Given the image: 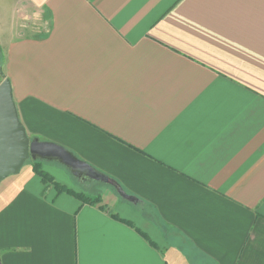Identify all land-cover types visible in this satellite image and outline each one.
<instances>
[{
	"label": "crops",
	"instance_id": "crops-1",
	"mask_svg": "<svg viewBox=\"0 0 264 264\" xmlns=\"http://www.w3.org/2000/svg\"><path fill=\"white\" fill-rule=\"evenodd\" d=\"M0 35L30 138L138 198L31 159L0 264H264V0H0Z\"/></svg>",
	"mask_w": 264,
	"mask_h": 264
},
{
	"label": "water",
	"instance_id": "water-1",
	"mask_svg": "<svg viewBox=\"0 0 264 264\" xmlns=\"http://www.w3.org/2000/svg\"><path fill=\"white\" fill-rule=\"evenodd\" d=\"M31 159L58 161L69 168L73 175L108 184L123 199L138 202V198L128 194L115 179L80 160L63 146L30 138L19 116L11 80L5 76L0 82V182L18 174Z\"/></svg>",
	"mask_w": 264,
	"mask_h": 264
},
{
	"label": "rangeland",
	"instance_id": "rangeland-1",
	"mask_svg": "<svg viewBox=\"0 0 264 264\" xmlns=\"http://www.w3.org/2000/svg\"><path fill=\"white\" fill-rule=\"evenodd\" d=\"M4 37H5L4 35H0V38L2 39V41L4 40ZM0 48H1V51H0V77H1V74L4 71V52H2V47H0ZM43 162H44L43 163L44 167L50 173H53V174H57L58 169H56V168H64V166L58 161H43ZM29 164H30V161H27L25 166H27ZM85 181H86V179H85ZM87 182H88V184L86 183V185H83L78 180L73 178L70 181V183H71L70 186L74 185L76 188H79V189L81 188L84 192H87V193L92 192L93 194L97 193V190H99L98 188H104L107 186L105 183H102L99 181H94V180H91L88 178H87Z\"/></svg>",
	"mask_w": 264,
	"mask_h": 264
},
{
	"label": "trees",
	"instance_id": "trees-1",
	"mask_svg": "<svg viewBox=\"0 0 264 264\" xmlns=\"http://www.w3.org/2000/svg\"><path fill=\"white\" fill-rule=\"evenodd\" d=\"M2 77H5V74H4V73H2ZM29 161H30V160H29ZM34 162H35V168H36V170H37L40 174H42L43 177H49V174H48L45 170H43V169L41 168V162H40L39 160L34 161ZM49 178H50V177H49ZM78 195H79L80 197H83L84 200H86V201H93V202H96V201H100V199H101V196L91 197V196L86 195V194H84V193H79Z\"/></svg>",
	"mask_w": 264,
	"mask_h": 264
}]
</instances>
